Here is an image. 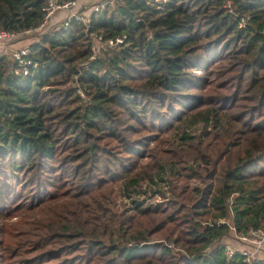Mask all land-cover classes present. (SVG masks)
Returning a JSON list of instances; mask_svg holds the SVG:
<instances>
[{
  "label": "trees",
  "instance_id": "trees-1",
  "mask_svg": "<svg viewBox=\"0 0 264 264\" xmlns=\"http://www.w3.org/2000/svg\"><path fill=\"white\" fill-rule=\"evenodd\" d=\"M45 3L0 0V30ZM79 11L28 34L29 75L0 48V264H247L218 242L264 228V0Z\"/></svg>",
  "mask_w": 264,
  "mask_h": 264
},
{
  "label": "built area",
  "instance_id": "built-area-1",
  "mask_svg": "<svg viewBox=\"0 0 264 264\" xmlns=\"http://www.w3.org/2000/svg\"><path fill=\"white\" fill-rule=\"evenodd\" d=\"M123 0H99L98 2L91 5V12L99 13L104 10L109 4L118 2L121 3ZM78 0H66L59 2L58 0H46L45 6L43 7L44 17L42 23L33 29L24 30L23 32H10L5 30H0V48L8 50V53L14 62V73L22 76H26L32 73L34 69L37 68V63L30 58V49L28 46L24 47H10L9 44L16 38L23 35H28L31 33H36L43 27H45L50 18H52L57 11L66 10L65 20L62 24L63 28H66L70 19L81 21L86 23L87 19L83 16L81 11L74 10L78 5ZM78 8V7H77ZM239 26L245 27L246 20L240 18ZM92 39L90 46V57L89 59H94L98 50L101 47H112L118 44H123L125 37L118 36L115 38H108L107 40H102L101 36L91 35ZM76 92L81 99H88L83 90L76 87ZM231 233L235 238L237 245L234 246L229 242L220 241L218 244L222 247V257L224 260L230 262L236 256V254H241L244 257V262L250 264L253 260H264V228H249L246 232L237 233L233 227H230ZM210 247L206 248V251H210Z\"/></svg>",
  "mask_w": 264,
  "mask_h": 264
},
{
  "label": "rangeland",
  "instance_id": "rangeland-1",
  "mask_svg": "<svg viewBox=\"0 0 264 264\" xmlns=\"http://www.w3.org/2000/svg\"><path fill=\"white\" fill-rule=\"evenodd\" d=\"M99 0H78V3H81V2H83L82 3V6L83 5H88L87 6V10L88 11H90L91 10V5H93L94 3H96V2H98ZM85 2V3H84ZM82 6H80L81 8H83ZM80 7L79 8H77L76 7V9H74V10H77V11H79V9H80ZM86 8V7H85ZM64 11H66V10H64ZM88 11H85L86 13L88 12ZM58 12V11H57ZM56 12V13H57ZM65 13L66 12H64V15H65ZM86 13H84V14H86ZM84 17H85V15H83ZM87 16V15H86ZM65 17V16H64ZM63 17V15H62V17H61V19L62 18H64ZM86 18V17H85ZM20 37H22V36H20ZM23 39H21V40H19V41H17L16 43H15V45H13V47H20V46H24V45H26V44H29V43H31L33 40H35V37L34 36H30V35H28V36H24V37H22ZM9 46L10 47H12V45L11 44H9ZM12 47V48H13ZM78 85L76 84V82H70V83H68L67 85H65V86H63L62 87V90H65V89H67V88H69V87H77ZM83 100V99H82ZM88 99L86 98V99H84V101H87ZM192 128H194V126L192 127ZM227 142V140H225V139H222V140H217V141H214V145H213V150L216 152V153H218L219 151H221L223 148H224V145H225V143ZM223 242H229V243H231L232 245H234V246H236L237 245V242H236V240H235V238L232 236V237H230L229 239H227V240H222Z\"/></svg>",
  "mask_w": 264,
  "mask_h": 264
},
{
  "label": "crops",
  "instance_id": "crops-1",
  "mask_svg": "<svg viewBox=\"0 0 264 264\" xmlns=\"http://www.w3.org/2000/svg\"><path fill=\"white\" fill-rule=\"evenodd\" d=\"M82 3H83V2L79 3V4L77 5V7L79 8L80 6H82ZM84 3H85V2H84ZM87 6H88V5H83L82 7H86V8H87ZM83 13H86V12L83 11ZM62 15L64 16V12H63V11H59V12L56 13V16L54 17V19H58L59 17H62Z\"/></svg>",
  "mask_w": 264,
  "mask_h": 264
}]
</instances>
